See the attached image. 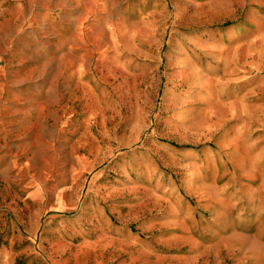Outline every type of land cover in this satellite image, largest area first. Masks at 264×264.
<instances>
[{"label":"rangeland","instance_id":"obj_1","mask_svg":"<svg viewBox=\"0 0 264 264\" xmlns=\"http://www.w3.org/2000/svg\"><path fill=\"white\" fill-rule=\"evenodd\" d=\"M0 264H264V0H0Z\"/></svg>","mask_w":264,"mask_h":264}]
</instances>
